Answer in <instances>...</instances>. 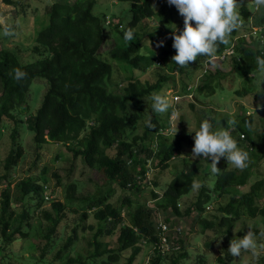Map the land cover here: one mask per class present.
Wrapping results in <instances>:
<instances>
[{
	"label": "trees",
	"instance_id": "1",
	"mask_svg": "<svg viewBox=\"0 0 264 264\" xmlns=\"http://www.w3.org/2000/svg\"><path fill=\"white\" fill-rule=\"evenodd\" d=\"M25 1L30 0H4L5 4L16 6L18 12L27 9L28 4H25ZM117 1L130 4V18L125 22L119 21L114 25H111V22L107 25V14H95L99 0H55L46 9L49 16L48 26L38 34L33 43L35 45L31 48L35 60L23 64L16 51L0 50V136L5 131L11 141V149L4 164L0 158L4 171L11 173L24 157L25 149L20 140V129L24 122L27 129L35 134L34 143L38 150L46 145H64L75 157L82 156L85 166L100 170L108 182L117 183L122 190L135 195L144 194L149 187L147 173L152 168L151 164L161 170L169 169L171 161L185 153L181 145L187 141L193 146L191 138H179L170 142L163 133L166 128L160 126L156 118L152 119L155 128L149 129L146 126L142 136L135 134L142 119L143 114L139 112L143 110L144 101L150 99L153 93L162 91L164 85L174 77L169 73L158 74L157 82L152 84L142 83L132 74L126 78L127 85L123 88H120V82L115 84L116 88L112 86L115 69L106 59L107 55L124 64L131 73L135 70L145 73L153 66H160L156 63L159 60L155 52L142 53V49L146 48L142 36L137 32L142 23H147L157 15L156 10L151 8L153 1ZM238 3L241 4L240 12L244 26L232 33L229 45H220L214 61L200 56L196 62L181 68L172 61L176 54L173 47L162 54L167 58L171 56L170 71L181 75L203 66V84L197 89L201 96H204V93H207L208 97L215 95L217 89L222 86H213L214 83H221V79L229 82L228 73L229 76H239L247 83H244L236 94L239 95L240 102L248 100L254 112H257L264 109L260 107L264 105V92L258 93L264 90V76L256 71V57L264 58V51L260 49V42L264 40V7L257 10L254 0H238ZM170 6L171 13L180 16L178 22L183 28V17L174 5ZM108 26L113 32L120 34L123 40L124 31L131 27L136 39L125 48L119 47L114 39L111 41L112 45L105 49V45L110 43L106 36ZM149 35L154 43L164 41L159 33ZM33 40L34 38L32 42ZM228 49H231L233 54L228 55ZM222 57L224 59H221ZM213 63L218 66L213 67ZM229 67L230 71L226 73V68ZM17 68L27 73V77L20 82L13 78L14 69ZM38 79L45 80L49 88L36 114H32V105L27 101L30 98L31 86ZM120 89L122 91H119ZM191 91L192 89L188 90L187 85H184L182 92L185 94L182 96L189 95ZM194 105L195 103H192L191 107L194 108ZM246 105L247 103H240V114L233 118L237 123L232 135L238 146H243L244 150L249 152L251 163L247 169L230 170L226 159L221 158L217 165L221 171L215 175L213 186H203L196 200L188 205L184 213L179 208L180 200L193 192L191 185L193 180H199L201 177L202 162L183 161L184 168L166 184L163 196L155 190L151 191V197L156 200L158 209H152L147 203H143L136 204L132 210L134 202L129 197H124L118 207L109 202L108 195L78 199L81 206L78 209L80 223L73 229L58 256L73 249L79 240L80 230L81 235L95 230V226L84 224L92 214L97 223V231L89 242L93 252L88 257L78 255V258H69L67 264H116L127 251H131L128 264H134L144 247L149 249L148 258L146 257L148 261L145 264H185L190 258L185 239L182 234L175 232L163 243L162 237L159 236L160 232L164 233L163 228L160 225V232L157 229L160 223L158 210L163 213L171 211L178 217L193 216L203 229H215L218 235L224 232L228 243L233 238H242L249 230L240 232L239 237H233L231 230L235 222L250 218L253 219L251 229L257 234L258 244H264L260 238V233L264 232V178L255 182L252 180L256 175V163L259 164L264 159V130L256 133L255 114H247ZM23 115L30 116L24 118ZM229 117L226 118L225 128ZM246 122L253 124V131L245 127ZM210 163L211 160L206 162V175L211 169ZM211 176L212 174L210 178ZM10 177L11 175H6L0 180L3 184H9L2 191L0 201V231L4 245L29 237V233L24 232L22 226L11 230L14 212L11 210L12 198L8 182ZM61 184L62 181L58 179V185ZM77 185L73 183L68 188L70 202L75 199L74 195L77 187L79 188ZM153 185L162 188L156 181ZM19 189L22 198L35 202L37 208L45 202L48 197L46 195H55L49 185H43L40 180L31 177L23 179L19 183ZM226 196L230 197L229 203L220 205L217 209V213L221 215L205 217L208 205ZM52 206L58 217L55 219L46 213L47 218L54 224L53 229L45 235L48 241H51L55 229L63 221L62 212L65 209L61 202H54ZM125 207L128 209V219L123 214ZM29 216L30 214L25 213L20 220L24 222ZM161 221L167 224L170 230L178 227L176 221L173 223L171 216ZM23 222L20 225H23ZM103 238H113L117 242V248H110L109 243L102 241ZM206 244L207 247L212 245L208 242ZM259 258V264H264V254ZM204 261L202 255L197 257V264H204ZM227 261L233 262L229 252L226 257L218 258L219 264H226Z\"/></svg>",
	"mask_w": 264,
	"mask_h": 264
},
{
	"label": "rangeland",
	"instance_id": "2",
	"mask_svg": "<svg viewBox=\"0 0 264 264\" xmlns=\"http://www.w3.org/2000/svg\"><path fill=\"white\" fill-rule=\"evenodd\" d=\"M55 0H30L25 1L28 7L24 11L17 10L16 6H9L5 4L4 0H0V50H14L19 56V60L23 64L30 63L35 60V55L31 53V48L35 44V39L38 34L48 26L49 16L46 14V9ZM156 4L157 15L154 19H150L147 23H142L141 27L137 29V32L142 36L144 40L143 44L146 49H142V53H154L158 57L157 64L150 68L147 72L143 73L140 70H135L133 73L127 69L124 64H120L112 59L110 55H107L106 59L114 66V80L112 86L116 88V83L120 82V88L127 85L126 78L133 74L134 78L140 79L142 83L151 82L156 83L158 80V74H167L173 76L168 83L164 85L161 95H165L175 105L178 111V115L174 118L172 116V109L170 108L168 113L164 115H156L152 113V99L144 101V107L142 112V119L139 121L135 134L142 136L145 131V121L151 117L156 118L160 126L165 127L163 131L165 138L170 142H175L179 138H191L194 142L195 132L199 130L200 124L205 120H209L213 124V131L221 130L225 126L227 116L232 119L240 114V103L245 104L247 108V114H255L254 127L257 134L264 130V109L254 112L253 106L248 100L240 102L239 95L236 94L237 90L243 86L244 82L239 76H234L229 73L225 81L221 79V83L215 82L213 86L220 84L221 89H217L215 95L208 97L207 93L204 96L199 95L198 87L203 84V66L197 70H188L187 74H179L170 71L171 56L165 57V51L172 48V32L173 29L178 28L183 30L178 22L180 16L177 13H171V6L167 3V0H152ZM253 1V0H249ZM252 4V3H251ZM130 4L128 2H118L117 0H99V4L95 9V14L102 16L107 14V25L112 22L111 25L120 22H125L130 18ZM6 25H12L18 33L15 37H5L3 35V28ZM110 25V26H111ZM122 30V29H121ZM150 33H159L164 38V45L162 47H156L157 43H154L150 38ZM107 39L110 43L105 45V49L112 45V40H116L119 47L125 48L128 42L121 39L120 34H116L109 28H106ZM34 38L32 42V38ZM151 42V45H150ZM161 61V62H160ZM204 64V63H203ZM205 68H207L205 66ZM230 71V67L226 68V73ZM187 85L188 90L192 89L189 95L182 96L183 86ZM219 86V87H221ZM49 86L45 80L38 79L34 81L30 90V98L27 103L32 105L33 113L36 114L37 110L41 106L45 93ZM1 90V86H0ZM119 91H122L121 89ZM158 93V92H157ZM196 98L199 101H196ZM197 99V100H198ZM252 101V100H251ZM195 103L194 108L191 104ZM30 115H23L27 118ZM180 120V121H179ZM225 120V121H224ZM178 123V133L173 139L172 128L175 123ZM10 129V128H9ZM22 145L25 149V154L18 167L11 171V173L4 171L3 166L0 165V180L5 178L6 175L8 182H10V192L12 198L11 210L14 212V222L11 230L22 226L24 232L29 233V237L25 239H17L12 244L4 245L0 231V264H67L69 258H78V255L88 257L93 248L89 246V242L92 240L93 234L97 231V223L93 219V215L87 222H84L87 226H95L93 232L88 231L81 235L79 234V240L75 243L72 250L67 253H63L58 256V253L63 250L64 244L67 242L69 236L72 235L73 229L78 225L80 214L78 209L81 208L78 199L85 198L87 196L94 197L101 195L110 196L109 202L115 206H120L124 197H129L134 202L131 209L134 210L136 204L147 203L152 209L157 208L156 200L152 199L151 191L155 190L160 196H163L166 184L171 181L175 175L184 168L183 161H191L190 156L193 146L189 145L186 141L182 147L184 151L178 157H176L170 163V168L161 170L160 168L149 169L148 183L149 187L145 190L144 194H133L132 192L122 190L117 183L108 182L103 172L98 169H91L84 165L83 157H75L73 153H70L64 145L52 146L46 145L43 149L38 150L34 143V133L30 132L26 127V122L21 127ZM240 147V146H239ZM244 150L243 146L240 147ZM11 149V141L8 139V133L5 131L0 136V158L1 163L4 164V160L9 154ZM78 150V148H77ZM210 160V159H209ZM196 161L202 162V171L200 172V181L206 188H210L214 184L216 174L211 172L206 175L204 170L206 168V162L204 160L197 159ZM195 162V161H194ZM0 163V164H1ZM2 166V167H1ZM149 167V164H148ZM230 170L235 169L229 164ZM44 172H46L44 174ZM212 174L211 178L210 175ZM255 176L252 178L253 182L262 180L264 178V159L256 163ZM31 177L40 180L41 184L49 185L54 191L55 195L48 196L45 202L40 204L37 208L35 202H28L22 197V193L19 189V183L27 178ZM58 179L62 181L61 185H58ZM156 181L161 187H154L153 182ZM73 183H77V191L75 193V199L68 201V188ZM8 183L0 182V201L2 200L1 193ZM201 190V189H200ZM200 190L194 191L181 199L180 211L185 212L188 205L196 200L200 193ZM51 197V198H49ZM230 197L226 196L220 201L208 205L205 217L211 218L212 215H221L217 213L219 206L228 204ZM54 202H61L64 204L65 209L62 212L64 215L63 221L55 229V233L48 241L45 235L53 229L54 224L47 218L46 213L50 214L53 218H57L58 214L53 209L52 204ZM218 205V206H217ZM158 209V208H157ZM127 207L124 209V215L127 217ZM30 214L29 218L24 222L21 221L23 214ZM1 214V212H0ZM159 221L164 220L168 216H171L173 223L177 222L178 226L182 229V235L185 239L187 249L190 254V258L185 261V264H197V257L202 255L204 258V264H219V257H226L230 243L226 238L224 232L218 235L215 229H203L200 223L195 217H178L174 216L171 211L163 213L158 210ZM128 219V217H127ZM23 222V225H20ZM253 223V219L247 218L243 222L237 220L234 227L231 230L233 237H239L240 232L249 229ZM226 228L224 227V230ZM222 238V239H221ZM240 238V237H239ZM264 242V236H260ZM102 241L110 244V248L116 249L117 242L113 238H103ZM212 244L207 247L206 243ZM3 246V247H2ZM2 248V249H1ZM149 249L144 247L143 252L134 264H145L148 261ZM259 256L264 254V248H258ZM44 254V255H43ZM66 254V255H65ZM131 251H127L122 255L121 260L116 264H128V258ZM259 256L254 257L251 253H242L241 257H232L233 262L227 261L226 264H259ZM106 258V256L104 257ZM258 261V262H257ZM164 264H169L166 262Z\"/></svg>",
	"mask_w": 264,
	"mask_h": 264
},
{
	"label": "clouds",
	"instance_id": "3",
	"mask_svg": "<svg viewBox=\"0 0 264 264\" xmlns=\"http://www.w3.org/2000/svg\"><path fill=\"white\" fill-rule=\"evenodd\" d=\"M167 3L174 5L183 17V30H179L175 26L171 36L172 47L176 51L172 61L181 68L188 67L190 63L196 62L200 56L208 58L209 61H214L220 45H229L232 33L244 26V19L240 12L241 4L238 3V0H167ZM254 4L256 9L259 10L264 7V0H254ZM151 8L156 10V4L153 3ZM17 34L12 25L4 26L3 35L5 37H15ZM123 38L129 44L136 39L131 27L124 31ZM163 45L164 41H159L156 47H162ZM260 49L264 51V40L260 42ZM256 64V71L264 76V58L257 56ZM212 66L217 67L218 65L213 63ZM26 77V72L19 68L14 69L13 78L16 82H20ZM262 92L264 90L258 93ZM151 99L153 114L162 116L168 113L171 108L172 116L175 118L178 115L175 105L167 96L153 93ZM260 107H264V105ZM179 121L173 125V139L179 131ZM236 123L235 120L229 119L226 128L223 127L221 130L213 131V124L205 119L200 124L199 130L195 132L194 147L190 156L186 157L190 158L192 162L197 159L200 161L210 159L211 172L217 175L221 171L217 166L221 158H225L227 165L230 164L235 169L240 171L247 169L251 163L249 152L241 149L232 135ZM145 124L149 129L155 128L151 117L145 121ZM245 127L249 131H253L251 122H246ZM203 186V182L200 180H193L191 185L194 191L200 190ZM162 222L160 221L157 228L159 232L160 225L161 227L166 225L169 229V226ZM175 232H177L176 228L169 229L168 234L172 236V233ZM162 234L160 232L159 236H162ZM179 234H182V229ZM260 236H264V232L260 233ZM258 248H264V244H258L257 234L249 226V230L242 238H233L230 241L228 252L236 258L241 257L242 253H251L252 256L258 257Z\"/></svg>",
	"mask_w": 264,
	"mask_h": 264
},
{
	"label": "built area",
	"instance_id": "4",
	"mask_svg": "<svg viewBox=\"0 0 264 264\" xmlns=\"http://www.w3.org/2000/svg\"><path fill=\"white\" fill-rule=\"evenodd\" d=\"M227 54L228 55H231V54H233V51L231 50V49H228L227 50ZM217 58V57H216ZM221 59H224V57H222ZM162 228H163V231H164V233L162 234V241H163V243H166L168 240H167V237L170 235V234H168V231H169V229H168V227L166 226V225H163L162 226ZM176 231L179 233L180 231H181V228H176ZM168 234V235H167ZM170 246V245H169Z\"/></svg>",
	"mask_w": 264,
	"mask_h": 264
}]
</instances>
